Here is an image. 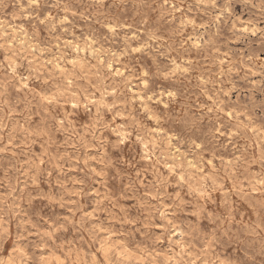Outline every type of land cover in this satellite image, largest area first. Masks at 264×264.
<instances>
[{"label":"rangeland","instance_id":"374dc122","mask_svg":"<svg viewBox=\"0 0 264 264\" xmlns=\"http://www.w3.org/2000/svg\"><path fill=\"white\" fill-rule=\"evenodd\" d=\"M0 47V264H264V0H0Z\"/></svg>","mask_w":264,"mask_h":264},{"label":"bare ground","instance_id":"6f19581e","mask_svg":"<svg viewBox=\"0 0 264 264\" xmlns=\"http://www.w3.org/2000/svg\"><path fill=\"white\" fill-rule=\"evenodd\" d=\"M258 1V0H257ZM255 4V3H254ZM138 5V4H137ZM233 8V7H232ZM86 9V8H85ZM91 9V8H90ZM134 9V8H133ZM234 10V9H233ZM86 11V10H85ZM88 11V10H87ZM229 11V10H228ZM241 12V11H240ZM95 13H96V11H95ZM83 14V13H82ZM85 14V13H84ZM90 14H91V12H90ZM137 14V13H136ZM238 15H239V13H238ZM89 16V15H88ZM235 16V15H234ZM249 16V15H248ZM245 17H246V15H245ZM185 19V18H184ZM235 19V18H234ZM109 20V19H108ZM194 20V19H193ZM187 21V20H186ZM192 21V20H191ZM190 21V22H191ZM232 21V20H231ZM193 22H195V20L193 21ZM193 22H191V23H193ZM236 22V21H235ZM251 22V21H250ZM110 24V23H109ZM230 25V24H229ZM243 25V24H242ZM232 26V25H231ZM115 27V26H114ZM237 27V26H236ZM232 28H233V26H232ZM115 30V29H114ZM1 34H2V32H1ZM5 36V35H4ZM5 38V37H4ZM211 38V37H210ZM6 40V39H5ZM202 40V39H201ZM209 41V40H208ZM16 43V42H15ZM24 44V43H23ZM204 44V43H203ZM207 44V43H206ZM10 46H12V45H10ZM1 48V47H0ZM7 48V47H6ZM14 48V47H13ZM89 48V47H88ZM87 48V49H88ZM172 48H174V47H172ZM179 48V47H178ZM181 49V48H180ZM187 50V49H186ZM203 50V49H202ZM19 52V51H18ZM153 52V51H152ZM169 52V51H168ZM175 52V51H174ZM177 52V51H176ZM5 53V52H4ZM90 53V52H89ZM93 53V52H92ZM187 53H188V51H187ZM203 53V52H202ZM11 54V53H10ZM150 54V53H149ZM168 54H170V53H168ZM178 54H180V53H178ZM201 54V53H200ZM204 54V53H203ZM207 54V53H206ZM12 55V54H11ZM202 55V54H201ZM75 56V55H74ZM84 56V55H83ZM105 56V55H104ZM137 56V55H136ZM156 56V55H155ZM5 57V56H4ZM90 57H92V56H90ZM97 57H99V56H97ZM95 58V57H94ZM155 58V57H154ZM158 58V57H157ZM179 58V57H178ZM187 58V57H186ZM2 59V58H1ZM4 59V58H3ZM74 59V58H73ZM78 59V58H77ZM85 59H86V57H85ZM107 59V58H106ZM136 59V58H135ZM151 59V58H150ZM170 59V58H169ZM193 59V58H192ZM191 59V60H192ZM100 60H101V58H100ZM158 60V59H157ZM187 60V59H186ZM77 61V60H76ZM92 61V60H91ZM138 61V60H137ZM190 61V60H189ZM4 62V61H3ZM20 62V61H19ZM42 62H43V60H42ZM95 62V61H94ZM107 62V61H106ZM105 62V63H106ZM157 62V61H156ZM188 62V61H187ZM66 63V62H65ZM89 63V62H88ZM97 63V62H96ZM136 63H138V62H136ZM140 63V62H139ZM256 63V62H255ZM46 64V63H45ZM150 64V63H149ZM154 64V63H153ZM158 64V63H157ZM176 64V63H175ZM179 64H180V62H179ZM257 64V63H256ZM262 64H263V62H262ZM9 65V64H8ZM18 65V64H17ZM27 65V64H26ZM64 65V64H63ZM82 65V64H81ZM93 65H94V63H93ZM108 65V64H107ZM110 65V64H109ZM108 65V66H109ZM155 65V64H154ZM191 65H194V64H191ZM12 66V65H11ZM14 66H15V64H14ZM25 66V65H24ZM86 66V65H85ZM137 66V65H136ZM147 66V65H146ZM199 66V65H198ZM264 66V65H263ZM0 67H1V65H0ZM112 67V66H111ZM131 67V66H130ZM153 67V66H152ZM15 68V67H14ZM26 68V67H25ZM31 68V67H30ZM66 68V67H65ZM70 68V67H69ZM77 68V67H76ZM102 68V67H101ZM110 68V67H109ZM180 68V67H179ZM259 68V67H258ZM11 69H13V68H11ZM18 69V68H17ZM28 69V68H27ZM98 69V68H97ZM106 69V68H105ZM181 69V68H180ZM5 70V69H4ZM3 70V71H4ZM8 70V69H7ZM59 70V69H58ZM72 70V69H71ZM80 70V69H79ZM85 70V69H84ZM107 70V69H106ZM114 70V69H113ZM147 70V69H146ZM158 70V69H157ZM156 70V71H157ZM24 71V70H23ZM68 71V70H67ZM66 71V72H67ZM69 71H70V69H69ZM154 71V70H153ZM159 71V70H158ZM177 71V70H176ZM27 72V71H26ZM44 72V71H43ZM52 72V71H51ZM56 72V71H55ZM71 72V71H70ZM98 72V71H97ZM11 73V72H10ZM39 73V72H38ZM69 73V72H68ZM73 73V72H72ZM8 74V73H7ZM30 74V73H29ZM59 74H60V72H59ZM70 74V73H69ZM94 74V73H93ZM140 74V73H139ZM159 74V73H158ZM31 75H32V73H31ZM81 75V74H80ZM105 75V74H104ZM115 75V74H114ZM149 75V74H148ZM25 76V75H24ZM28 76V75H27ZM33 76V75H32ZM35 76H36V74H35ZM69 76V75H68ZM143 76V75H142ZM145 76V75H144ZM1 77V76H0ZM9 77H11V76H9ZM57 77V76H56ZM63 77H64V75H63ZM113 77V76H112ZM111 77V78H112ZM158 77V76H157ZM13 78V77H12ZM36 78V77H35ZM98 78V77H97ZM118 78V77H117ZM14 79V78H13ZM16 79V78H15ZM27 79V78H26ZM56 79V78H55ZM95 79V78H94ZM122 79V78H121ZM63 80H65L64 78H63ZM105 80V79H104ZM114 80V79H113ZM119 80V79H118ZM17 81V80H16ZM34 81V80H33ZM56 81V80H55ZM66 81H68V80H66ZM65 81V82H66ZM80 81V80H79ZM114 81H116V80H114ZM121 81V80H120ZM144 81V80H143ZM1 82V81H0ZM12 82V81H11ZM11 82H10V84H11ZM28 82V81H27ZM31 82V81H30ZM40 82V81H39ZM59 82V81H58ZM126 82V81H125ZM147 82V81H146ZM212 82V81H211ZM4 83V82H3ZM14 83V82H13ZM16 83V82H15ZM36 83V82H35ZM71 83V82H70ZM69 83V84H70ZM84 83V82H83ZM96 83V82H95ZM121 83V82H120ZM141 83V82H140ZM6 84H7V82H6ZM30 84V83H29ZM97 84V83H96ZM95 84V85H96ZM146 84V83H145ZM2 85V84H1ZM8 85V84H7ZM37 85V84H36ZM42 85V84H41ZM65 85H67V84H65ZM64 85V86H65ZM80 85V84H79ZM98 85V84H97ZM114 85V84H113ZM27 85H25V87H26ZM103 86V85H102ZM149 86V85H148ZM34 87V86H33ZM59 87V86H58ZM57 87V88H58ZM76 87H78V86H76ZM75 87V88H76ZM132 87V86H131ZM22 88H23V86H22ZM27 88V87H26ZM37 88V87H36ZM97 88V87H96ZM145 88V87H144ZM159 88V87H158ZM19 89H21V88H19ZM62 89V88H61ZM83 90V89H82ZM123 90V89H122ZM134 90V89H133ZM164 90V89H163ZM51 91V90H50ZM85 91H86V89H85ZM90 91V90H89ZM112 91V90H111ZM33 92V91H32ZM38 92V91H37ZM64 92V91H63ZM113 92V91H112ZM124 92V91H123ZM0 93H1V91H0ZM36 93V92H35ZM41 93H42V91H41ZM93 93V92H92ZM26 94V93H25ZM56 94V93H55ZM76 94H78V93H76ZM87 95V94H86ZM126 95V93L124 94V96ZM131 95V94H130ZM20 96V95H19ZM27 96V95H26ZM26 96H25V98H26ZM67 96H69V95H67ZM76 96V95H75ZM94 96V95H93ZM122 96V95H121ZM134 96H135V94H134ZM148 96V95H147ZM33 97V96H32ZM39 97V96H38ZM111 97V96H110ZM151 96H149V98H150ZM40 98V97H39ZM60 98V97H59ZM106 98V97H105ZM124 98V97H123ZM136 98V97H135ZM140 98V97H139ZM45 99V98H44ZM81 99V98H80ZM107 99V98H106ZM106 99H105V101H106ZM159 99V98H158ZM1 100V99H0ZM48 100H50V99H48ZM61 100V99H60ZM76 100V99H75ZM140 100V99H139ZM192 100V99H191ZM216 100V99H215ZM28 101V100H27ZM82 101V100H81ZM84 101V100H83ZM131 101V100H130ZM134 101V100H133ZM37 102H38V100H37ZM49 102V101H48ZM47 102V103H48ZM75 102V101H74ZM77 102V101H76ZM93 102V101H92ZM97 102V101H96ZM100 102V101H99ZM30 103V102H29ZM101 103V102H100ZM132 103V102H131ZM57 104H58V102H57ZM72 104V103H71ZM75 104V103H74ZM77 104V103H76ZM79 104V103H78ZM93 104V103H92ZM135 104V103H134ZM41 105H42V103H41ZM64 105V104H63ZM106 105V104H105ZM115 105V104H114ZM129 105H130V103H129ZM215 105V104H214ZM220 105V104H219ZM34 106V105H33ZM49 106V105H48ZM57 106V105H56ZM59 106V105H58ZM73 106V105H72ZM84 106V105H83ZM95 106V105H94ZM109 106V105H108ZM131 106H133V105H131ZM136 106V105H135ZM26 107V106H25ZM32 107V106H31ZM46 107V106H45ZM74 107H75V105H74ZM111 107V106H110ZM157 107V106H156ZM18 109H19V107H17ZM27 108V107H26ZM36 108H37V106H36ZM35 108V109H36ZM61 108V107H60ZM81 108V107H80ZM87 108V107H86ZM98 108V107H97ZM101 108V107H100ZM119 108V107H118ZM141 108V107H140ZM145 108V107H144ZM153 108V107H152ZM159 108V107H158ZM27 109H29V108H27ZM32 109V108H31ZM48 109V108H47ZM69 109V108H68ZM67 109V110H68ZM107 109H109V108H107ZM114 109V108H113ZM116 109H117V107H116ZM142 109V108H141ZM146 109V108H145ZM216 109H218L217 107H216ZM65 110V109H64ZM110 110V109H109ZM136 110V109H135ZM63 111V110H62ZM76 111V110H75ZM92 111V110H91ZM90 111V112H91ZM97 111V110H96ZM123 111V110H122ZM132 111V110H131ZM145 111V110H144ZM68 112V111H67ZM71 112V111H70ZM74 112V111H73ZM78 112V111H77ZM108 112V111H107ZM128 112V111H127ZM139 112V111H138ZM161 112V111H160ZM167 112H169V110L167 111ZM33 113V112H32ZM62 113V112H61ZM82 113V112H81ZM135 113V112H134ZM133 113V114H134ZM137 113V112H136ZM135 113V114H136ZM171 113V112H170ZM63 114H65V113H63ZM71 114V113H70ZM72 114H74V113H72ZM114 114V113H113ZM125 114V113H124ZM155 114V113H154ZM158 114H159V112H158ZM51 115V114H50ZM76 115V114H75ZM79 115V114H78ZM82 115V114H81ZM88 115V114H87ZM126 115H127V113H126ZM140 115V114H139ZM238 115V114H237ZM1 116V115H0ZM5 116V115H4ZM56 116V115H55ZM85 116V115H84ZM135 116V115H134ZM143 116V115H142ZM149 116V115H148ZM158 116V115H157ZM165 116V115H164ZM163 116V117H164ZM234 116V115H233ZM245 116H247L246 114H245ZM58 117V116H57ZM62 117V116H61ZM77 117V116H76ZM79 117V116H78ZM81 117V116H80ZM109 117H111V116H109ZM136 117V116H135ZM6 118V117H5ZM55 118V117H54ZM70 117H68V119H69ZM121 118V117H120ZM145 118V117H144ZM150 118V117H149ZM159 118V117H158ZM240 118V117H239ZM4 119V118H3ZM110 119V118H109ZM141 119V118H140ZM250 119V118H249ZM1 120V119H0ZM54 120V119H53ZM116 120V119H115ZM153 120V119H152ZM161 120V119H160ZM243 120V119H242ZM67 121H69V120H67ZM78 121V120H77ZM82 121V120H81ZM143 121V120H142ZM166 121V120H165ZM56 122H58V121H56ZM87 122V121H86ZM118 122V121H117ZM145 122V121H144ZM156 122V121H155ZM240 122V121H239ZM75 123V122H74ZM77 123V122H76ZM92 123V122H91ZM110 123H112V122H110ZM130 123V122H129ZM163 123V122H162ZM1 124V123H0ZM134 124V123H133ZM160 124V123H159ZM159 124H158V126H159ZM165 124V123H164ZM170 124V123H169ZM167 125V124H166ZM244 125V124H243ZM243 125H242V127H243ZM161 126V125H160ZM112 127V126H111ZM119 127V126H118ZM19 128V127H18ZM130 128V127H129ZM133 128V127H132ZM142 128V127H141ZM116 129V128H115ZM127 129V128H126ZM161 129V128H160ZM165 129V128H164ZM84 130V129H83ZM113 130V129H112ZM117 130V129H116ZM118 130H120V129H118ZM122 130V129H121ZM154 130V129H153ZM30 131V130H29ZM43 131V130H42ZM67 131V130H66ZM74 131V130H73ZM146 131V130H145ZM245 131V130H244ZM252 131V130H251ZM62 132V131H61ZM87 132V131H86ZM118 132V131H117ZM116 132V133H117ZM157 132H158V130H157ZM258 132V131H257ZM32 133V132H31ZM64 133V132H63ZM115 133V132H114ZM121 133V132H120ZM128 133V132H127ZM136 133V132H135ZM141 133V132H140ZM144 133V132H143ZM152 133V132H151ZM166 133H168V132H166ZM36 134V133H35ZM44 134V133H43ZM90 134V133H89ZM41 135V134H40ZM83 135H84V133H83ZM88 135V134H87ZM119 135V134H118ZM149 135H150V133H149ZM29 136V135H28ZM153 136H154V133H153ZM31 137V136H30ZM90 137V136H89ZM118 137V136H117ZM130 137V136H129ZM134 137V136H133ZM142 137H144V136H142ZM260 137V136H259ZM41 138V137H40ZM125 138V137H124ZM255 138V137H254ZM61 139V138H60ZM89 139V138H88ZM113 139V138H112ZM115 139V138H114ZM138 139V138H137ZM148 139V138H147ZM163 139V138H162ZM167 139H169V138H167ZM33 140V139H32ZM108 140V139H107ZM128 140V139H127ZM132 140H133V138H132ZM166 140V139H165ZM257 140V139H256ZM28 141H29V138H28ZM63 141V140H62ZM112 140H110V142H111ZM142 141V140H141ZM163 141V140H162ZM65 142V141H64ZM67 142V141H66ZM90 142V141H89ZM114 142V141H113ZM171 142V141H170ZM33 143V142H32ZM114 143H116V142H114ZM250 143V142H249ZM259 143V142H258ZM30 144V143H29ZM62 144H64V143H62ZM93 144V143H92ZM112 144V143H111ZM119 144V143H118ZM124 144V143H123ZM130 144V143H129ZM135 144V143H134ZM138 144V143H137ZM146 144V143H145ZM133 145V144H132ZM49 146V145H48ZM126 146V145H125ZM137 146V145H136ZM140 146V145H139ZM249 146V145H248ZM48 148V147H47ZM65 148V147H64ZM123 148V147H122ZM126 148V147H125ZM145 148V147H144ZM152 148V147H151ZM164 148V147H163ZM245 148V147H244ZM61 149V148H60ZM67 149V148H66ZM108 149V148H107ZM141 150H142V148H140ZM247 149V148H246ZM47 150V149H46ZM65 150V149H64ZM105 150V149H104ZM117 150V149H116ZM135 151H136V149H134ZM171 150V149H170ZM106 151V150H105ZM118 151V150H117ZM120 151V150H119ZM160 151V150H159ZM158 151V152H159ZM65 152V151H64ZM109 152H111V151H109ZM126 152V151H125ZM47 153V152H46ZM107 153H108V150H107ZM106 153V154H107ZM123 153V152H122ZM135 153V152H134ZM147 153V152H146ZM177 153V152H176ZM260 153V152H259ZM31 154H32V152H31ZM124 154V153H123ZM127 154V153H126ZM130 154V153H129ZM159 154V153H158ZM157 154V155H158ZM169 154V153H168ZM171 154V153H170ZM246 154V153H245ZM108 155V154H107ZM111 155V154H110ZM114 155V154H113ZM143 155V154H142ZM173 155V154H172ZM185 155V154H184ZM201 155V154H200ZM210 155V154H209ZM213 155H214V153H213ZM247 155V154H246ZM104 156V155H103ZM134 156V155H133ZM169 156V155H168ZM183 156V155H182ZM248 156V155H247ZM48 157H49V155H48ZM67 157V156H66ZM105 157V156H104ZM103 157V158H104ZM116 157V156H115ZM119 157V156H118ZM128 157V156H127ZM132 157V156H131ZM138 157H140V155H138ZM153 157V156H152ZM161 157V156H160ZM163 157V156H162ZM176 157H177V155H176ZM203 157V156H202ZM210 157V156H209ZM216 157H218V156H216ZM245 157V156H244ZM33 158V157H32ZM100 158V157H99ZM102 158V157H101ZM107 158V157H106ZM124 158V157H123ZM133 158V157H132ZM183 158V157H182ZM185 158V157H184ZM189 158V157H188ZM201 158V157H200ZM199 158V159H200ZM205 158V157H204ZM203 158V159H204ZM37 159V158H36ZM43 159V158H42ZM113 159V158H112ZM117 159V158H116ZM119 159V158H118ZM139 159H141V158H139ZM148 159V158H147ZM159 159V158H158ZM157 159V160H158ZM172 159V158H171ZM187 159V158H186ZM256 159V158H255ZM103 160V159H102ZM109 160H110V158H109ZM109 160H107V162L109 161ZM129 160H130V158H129ZM135 160V159H134ZM178 160V159H177ZM197 160V159H196ZM227 160V159H226ZM246 160V159H245ZM262 160V159H261ZM36 161V160H35ZM139 161V160H138ZM141 161H142V159H141ZM140 161V162H141ZM147 161H149V159L147 160ZM175 161V160H174ZM200 161V160H199ZM221 161H223V160H221ZM38 162V161H37ZM61 162H62V160H61ZM65 162V161H64ZM66 162H67V160H66ZM101 162V161H100ZM114 162V161H113ZM149 162H151V161H149ZM153 162V161H152ZM151 162V163H152ZM156 162H158V161H156ZM169 162V161H168ZM187 162V161H186ZM216 162V161H215ZM226 162V161H225ZM230 162V161H229ZM13 163V162H12ZM32 163V162H31ZM59 163V162H58ZM88 163V162H87ZM90 163V162H89ZM105 163V162H104ZM103 163V164H104ZM204 163V162H203ZM208 163V162H207ZM211 163V162H210ZM219 163V162H218ZM71 164H72V162H71ZM108 164H110V163H108ZM131 164V163H130ZM136 164V163H135ZM243 164V163H242ZM253 164V163H252ZM38 165V164H37ZM73 165V164H72ZM89 165V164H88ZM115 165V164H114ZM163 165V164H162ZM186 165V164H185ZM262 165V164H261ZM59 166V165H58ZM71 166V165H70ZM113 166V165H112ZM121 166V165H120ZM146 166V165H145ZM151 166V165H150ZM150 166H149V168H150ZM176 166V165H175ZM184 166V165H183ZM190 166V165H189ZM206 166V165H205ZM214 166V165H213ZM233 166H234V164H233ZM238 166V165H237ZM248 166V165H247ZM12 167V166H11ZM128 167V166H127ZM139 167V166H138ZM156 167V166H155ZM185 167V166H184ZM218 167V166H217ZM1 168V167H0ZM10 168V167H9ZM8 168V169H9ZM117 168V167H116ZM123 168H124V166H123ZM140 168H142V167H140ZM189 168H191V167H189ZM202 168V167H201ZM219 168V167H218ZM226 168V167H225ZM246 168V167H245ZM91 169V168H90ZM118 169V168H117ZM138 169V168H137ZM167 169H169V168H167ZM174 169V168H173ZM222 169V168H221ZM247 169V168H246ZM245 169V170H246ZM254 169V168H253ZM258 169V168H257ZM64 170V169H63ZM92 170V169H91ZM103 170V169H102ZM145 170V169H144ZM148 170V169H147ZM154 170V169H153ZM178 170V169H177ZM191 170H193L192 168H191ZM208 170V169H207ZM230 170V169H229ZM4 171H6V170H4ZM55 171V170H54ZM116 171V170H115ZM123 171V170H122ZM138 171V170H137ZM150 171V170H149ZM156 171H158V170H156ZM197 171V170H196ZM204 170H202V172H203ZM237 171V170H236ZM242 171V170H241ZM255 171H256V169H255ZM101 172V171H100ZM142 172V171H141ZM144 172H147V171H144ZM152 172V171H151ZM163 172V171H162ZM189 172H190V170H189ZM199 172V171H198ZM229 172V171H228ZM231 172V171H230ZM57 173V172H56ZM59 173V172H58ZM93 173V172H92ZM118 173V172H117ZM121 173V172H120ZM124 173V172H123ZM135 173V172H134ZM148 173V172H147ZM153 173H154V171H153ZM170 173V172H169ZM183 173V172H182ZM181 173V174H182ZM191 173V172H190ZM193 173V172H192ZM209 173V172H208ZM39 174V173H38ZM94 174V173H93ZM104 174H107V173H104ZM145 174V173H144ZM150 174V173H149ZM155 174H156V172H155ZM211 174V173H210ZM213 174V173H212ZM221 174V173H220ZM229 174V173H228ZM263 174V173H262ZM40 175V174H39ZM88 175H89V173H88ZM115 175V174H114ZM121 175V174H120ZM154 175V174H153ZM167 175V174H166ZM172 175V174H171ZM186 175V174H185ZM201 175V174H200ZM206 175V174H205ZM241 175V174H240ZM251 175V174H250ZM260 175V174H259ZM94 176V175H93ZM146 176V175H145ZM149 176V175H148ZM169 176V175H168ZM174 176V175H173ZM179 176H180V174H179ZM182 176V175H181ZM199 176V175H198ZM214 176V175H213ZM224 176V175H223ZM227 176V175H226ZM121 177V176H120ZM127 177V176H126ZM144 177V176H143ZM155 177H157V176H155ZM203 177V176H202ZM201 177V178H202ZM229 177V176H228ZM252 177V176H251ZM260 177V176H259ZM37 178H38V176H37ZM42 178V177H41ZM90 178V177H89ZM137 178V177H136ZM140 178V177H139ZM148 178V177H147ZM166 178H167V176H166ZM212 178V177H211ZM214 178V177H213ZM216 178V177H215ZM262 178V177H261ZM94 179V178H93ZM170 179V178H169ZM209 179V178H208ZM252 179V178H251ZM264 179V178H263ZM41 180V179H40ZM99 180V179H98ZM159 180V179H158ZM164 180V179H163ZM204 180H205V178H204ZM218 180V179H217ZM226 180V179H225ZM228 180V179H227ZM232 180V179H231ZM142 181V180H141ZM146 181V180H145ZM206 181H207V179H206ZM219 181V180H218ZM240 181V180H239ZM256 181V180H255ZM92 182V181H91ZM126 182V181H125ZM149 182V181H148ZM165 182V181H164ZM181 182V181H180ZM183 182V181H182ZM203 182V181H202ZM237 182V181H236ZM260 182V181H259ZM140 183V182H139ZM150 183V182H149ZM148 183V184H149ZM190 183H191V181H190ZM243 183V182H242ZM253 183V182H252ZM61 184H63V183H61ZM72 184V183H71ZM123 184V183H122ZM136 184V183H135ZM172 184V183H171ZM174 184V183H173ZM172 184V185H173ZM213 184V183H212ZM241 184V183H240ZM248 184V183H247ZM260 184V183H259ZM131 185V184H130ZM177 185V184H176ZM182 185V184H181ZM187 185V184H186ZM196 185V184H195ZM201 185V184H200ZM211 185V184H210ZM214 185V184H213ZM249 185V184H248ZM261 185V184H260ZM259 185V186H260ZM263 185V184H262ZM100 186V185H99ZM159 186V185H158ZM164 186V185H163ZM188 186V185H187ZM240 186V185H239ZM105 187V186H104ZM128 187V186H127ZM135 187H137V186H135ZM177 187V186H176ZM175 187V188H176ZM196 187V186H195ZM200 187V186H199ZM231 187V186H230ZM248 187V186H247ZM246 187V188H247ZM85 188V187H84ZM182 188H184L183 186H182ZM197 188V187H196ZM215 188V187H214ZM218 188V187H217ZM222 188V187H221ZM245 188V189H246ZM261 188V187H260ZM264 188V187H263ZM68 189V188H67ZM82 189H83V187H82ZM97 189H99V187L97 188ZM144 189V188H143ZM161 189H163V188H161ZM207 189V188H206ZM244 189V188H243ZM50 190V189H49ZM61 190V189H60ZM69 190V189H68ZM103 190V189H102ZM128 190H130V189H128ZM152 190V189H151ZM167 190V189H166ZM174 190H177V189H174ZM183 190V189H182ZM211 190V189H210ZM237 190V189H236ZM240 190V189H239ZM247 190V189H246ZM83 191V190H82ZM134 191V190H133ZM141 191V190H140ZM153 191V190H152ZM179 191V190H178ZM151 192V191H150ZM149 192V193H150ZM158 192H159V190H158ZM186 191H184V193H185ZM188 192V191H187ZM209 192V191H208ZM239 192V191H238ZM248 192V191H247ZM249 192H251V191H249ZM65 193V192H64ZM108 193H109V190H108ZM128 193H130V192H128ZM177 193V192H176ZM196 193V192H195ZM232 193V192H231ZM60 194V193H59ZM89 194V193H88ZM95 194V193H94ZM147 194V193H146ZM151 194V193H150ZM264 194V193H263ZM67 195V194H66ZM129 195V194H128ZM132 195V194H131ZM187 195V194H186ZM54 196V195H53ZM56 196V195H55ZM130 196V195H129ZM144 196V195H143ZM173 196V195H172ZM258 196V195H257ZM58 197V196H57ZM92 197V196H91ZM107 197V196H106ZM156 197V196H155ZM167 197V196H166ZM177 197V196H176ZM181 197V196H180ZM51 198H53V197H51ZM130 198H131V196H130ZM146 198H147V196H146ZM168 198V197H167ZM172 198V197H171ZM189 198V197H188ZM211 198H213V197H211ZM230 198V197H229ZM255 198V197H254ZM56 199V198H55ZM143 199V198H142ZM231 199H233V198H231ZM53 200V199H52ZM65 200V199H64ZM118 200V199H117ZM141 200V199H140ZM173 200V199H172ZM128 201V200H127ZM185 201V200H184ZM197 201V200H196ZM232 201V200H231ZM240 201V200H239ZM105 202H106V200H105ZM109 202V201H108ZM115 202V201H114ZM121 202V201H120ZM129 202V201H128ZM137 202V201H136ZM141 202V201H140ZM178 202V201H177ZM107 203V202H106ZM112 203V202H111ZM176 203V202H175ZM184 203V202H183ZM207 203V202H206ZM110 204V203H109ZM115 204H116V202H115ZM117 204H118V202H117ZM178 204V203H177ZM211 204V203H210ZM221 204H222V202H221ZM224 204V203H223ZM235 204V203H234ZM57 205V204H56ZM99 205V204H98ZM166 205V204H165ZM168 205V204H167ZM181 205V204H180ZM208 205V204H207ZM229 205V204H228ZM116 206V205H115ZM114 206V207H115ZM119 206H121V205H119ZM128 206V205H127ZM127 206H125L124 208H126ZM130 206V205H129ZM148 206V205H147ZM210 206V205H209ZM235 206V205H234ZM58 207H60V205L58 206ZM111 207V206H110ZM131 207V206H130ZM240 207V206H239ZM239 207H237V208H239ZM243 207H245V206H243ZM120 208V207H119ZM123 208V209H124ZM184 208V207H183ZM183 208H182V210H183ZM213 208V207H212ZM228 208V207H227ZM114 209V208H113ZM137 209V208H136ZM225 209V208H224ZM159 210V209H158ZM173 210V209H172ZM211 210V209H210ZM226 210V209H225ZM140 211V210H139ZM191 211V210H190ZM193 211V210H192ZM191 211V212H192ZM203 211H205V210H203ZM231 211V210H230ZM136 212V211H135ZM171 212V211H170ZM181 212H183V211H181ZM199 212V211H198ZM207 212V211H206ZM214 212V211H213ZM222 212V211H221ZM249 212H251L250 210H249ZM172 213H173V211H172ZM200 213V212H199ZM184 214V213H183ZM190 214V213H189ZM224 214V213H223ZM240 214V213H239ZM166 215V214H165ZM164 215V216H165ZM201 215V214H200ZM208 215H210V214H208ZM225 215V214H224ZM227 215H228V213H227ZM241 215V214H240ZM249 215V214H248ZM199 216V215H198ZM229 216V215H228ZM162 217V216H161ZM183 217V216H182ZM201 217V216H200ZM211 217V216H210ZM231 217V216H230ZM240 217V216H239ZM165 218V217H164ZM202 218V217H201ZM205 218V217H204ZM229 218V217H228ZM263 218V217H262ZM196 219H197V217H196ZM206 219V218H205ZM254 219V218H253ZM166 220V219H165ZM186 220H188V219H186ZM240 220H241V218H240ZM176 221H177V219H176ZM193 221V220H192ZM223 221V220H222ZM244 221H247V220H244ZM206 222V221H205ZM187 222H185V224H186ZM188 224V223H187ZM190 224H192V223H190ZM217 224V223H216ZM224 224V223H223ZM182 225V224H181ZM214 225V224H213ZM233 225V224H232ZM253 225V224H252ZM226 226V225H225ZM231 226V225H230ZM229 226V227H230ZM242 226V225H241ZM240 226V227H241ZM232 227V226H231ZM196 228V227H195ZM259 228V227H258ZM210 229V228H209ZM249 229V228H248ZM212 230V229H211ZM203 231V230H202ZM219 231H221V230H219ZM253 231H255V230H253ZM257 231V230H256ZM1 232V231H0ZM195 232H197V229H196V231ZM5 233V232H4ZM182 233H186V232H182ZM193 233V232H192ZM191 233V234H192ZM201 233V232H200ZM207 233V232H206ZM134 234V233H133ZM196 234V233H195ZM228 234V233H227ZM121 235V234H120ZM130 235V234H129ZM136 235H138V234H136ZM245 235V234H244ZM258 235V234H257ZM211 236V235H210ZM247 236V235H246ZM69 237V236H68ZM198 237V236H197ZM206 237V236H205ZM216 237V236H215ZM253 237V236H252ZM2 238H3V236H2ZM67 238V237H66ZM73 238V237H72ZM204 238V237H203ZM213 238V237H212ZM223 238V237H222ZM250 238H251V236H250ZM121 239V238H120ZM199 239V238H198ZM197 239V240H198ZM264 239V238H263ZM134 240V239H133ZM147 240V239H146ZM184 240V239H183ZM204 240V239H203ZM210 240V239H209ZM228 240V239H227ZM236 240V239H235ZM1 241V240H0ZM252 241V240H251ZM257 241V240H256ZM65 242V241H64ZM127 242V241H126ZM125 242V243H126ZM129 242V241H128ZM241 242H243V241H241ZM250 242V241H249ZM202 243V242H201ZM208 243V242H207ZM152 244V243H151ZM193 244V243H192ZM209 244V243H208ZM242 244V243H241ZM64 245V244H63ZM73 245V244H72ZM205 245H206V243H205ZM68 246V245H67ZM189 246V245H188ZM195 246V245H194ZM193 246V247H194ZM209 246V245H208ZM63 247V246H62ZM65 247V246H64ZM115 247V246H114ZM192 247V248H193ZM220 247V246H219ZM235 247V246H234ZM198 248V247H197ZM210 248V247H209ZM239 248V247H238ZM118 249V248H117ZM220 249V248H219ZM256 249V248H255ZM258 249V248H257ZM70 250V249H69ZM68 250V251H69ZM103 250V249H102ZM120 250V249H119ZM63 251V250H62ZM105 251V250H104ZM109 251V250H108ZM222 251V250H221ZM224 251V250H223ZM112 252V251H111ZM199 252V251H198ZM201 252V251H200ZM200 252H199V254H200ZM255 252V251H254ZM106 253H108L107 252V249H106ZM105 253V254H106ZM193 253V252H192ZM218 253V252H217ZM71 254V253H70ZM69 254V255H70ZM97 254V253H96ZM119 254V253H118ZM198 254V255H199ZM210 254V253H209ZM219 254V253H218ZM24 255V254H23ZM214 255V254H213ZM109 256V255H108ZM223 256V255H222ZM228 256V255H227ZM233 256V255H232ZM231 256V257H232ZM235 256V255H234ZM248 256V255H247ZM250 256V255H249ZM254 256V255H253ZM252 256V257H253ZM106 257V256H105ZM104 257V258H105ZM118 258H120L119 256H117ZM123 257H124V255H123ZM175 257H178L177 255L175 256ZM215 257V256H214ZM217 257V256H216ZM221 257V256H220ZM15 258H16V255H15ZM261 258V257H260ZM80 259V258H79ZM126 259V258H125ZM188 259V258H187ZM190 259V258H189ZM211 259V258H210ZM230 259V258H229ZM235 259V258H234ZM249 259V258H248ZM127 260V259H126ZM131 260V259H130ZM181 260V259H180ZM213 260H214V258H213ZM233 260V259H232ZM251 260H253V259H251ZM259 260V259H258ZM94 261V260H93ZM128 261V260H127ZM133 261V260H132ZM231 261V260H230ZM74 262H76V261H74ZM95 262V261H94ZM130 262V261H129ZM257 262V261H256ZM80 263H82V260H81V262ZM85 263V262H84ZM102 263V262H101ZM133 263H135V262H133ZM176 263V262H175ZM239 263V262H238ZM184 264V263H183Z\"/></svg>","mask_w":264,"mask_h":264}]
</instances>
